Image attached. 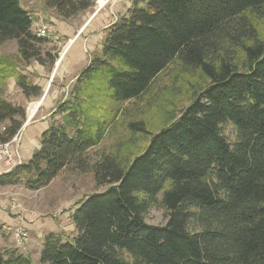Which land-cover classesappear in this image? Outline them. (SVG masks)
<instances>
[{
  "label": "trees",
  "instance_id": "1",
  "mask_svg": "<svg viewBox=\"0 0 264 264\" xmlns=\"http://www.w3.org/2000/svg\"><path fill=\"white\" fill-rule=\"evenodd\" d=\"M43 1L62 19L94 3ZM261 17L264 0H132L51 111L39 148L0 173V186L36 191L72 165L105 189L70 213L71 235L43 236L38 263L0 247V264H264V39L253 23ZM32 25L20 0H0V45L15 40L21 59L44 64L46 39ZM173 62L200 79L188 103L153 131L129 121L145 139L137 153H103L89 163L86 152L102 140L108 116L142 97ZM8 77L26 99L41 96L39 85L0 56V78ZM25 119L23 106L0 97V143ZM157 204L167 211L165 223H146Z\"/></svg>",
  "mask_w": 264,
  "mask_h": 264
},
{
  "label": "rangeland",
  "instance_id": "2",
  "mask_svg": "<svg viewBox=\"0 0 264 264\" xmlns=\"http://www.w3.org/2000/svg\"><path fill=\"white\" fill-rule=\"evenodd\" d=\"M96 1L93 0L94 3L91 8L79 12L71 18L62 19L43 0H20L22 7L32 17V29L36 32L38 28L46 26L48 30L44 36L46 42L39 46L40 59L45 62L44 64H40L35 59L27 61L21 59L15 40H8L0 45V56L9 58L16 66V70L25 74L30 82L34 83V81L43 78L44 86L41 96L31 99L25 98L14 82L13 77L6 79L0 78V97L25 108L26 119L17 133L19 141H21V135L25 138V135L30 129L28 128L27 131L22 133L24 125L36 119L40 113L39 110L46 105L44 104L46 101L45 97L52 88V85L63 83V90L60 91L56 99L52 100L49 111H52L59 102L67 97L68 90L73 84L75 75L86 66L94 54L99 52L101 44L100 36L93 37V44L90 50L87 48V51L82 43L85 38H88L90 32L86 31L83 34L81 30L78 31L83 26L87 14L90 12L93 14L97 5ZM109 6L110 8L113 7V5L107 3L99 12H109ZM253 23L264 39V17L254 18ZM77 34H79L78 38H82L83 42L80 39L75 41ZM67 44L69 46L64 50ZM51 57L55 58L52 63H50ZM39 73L42 75H39ZM198 82H200L198 77L184 71L178 63L173 62L169 64L154 78L150 87L142 97L121 104L108 116V126L105 129L102 140L98 145L88 149L86 152L89 163L98 160L103 153L118 155L120 157H127L137 153L138 149L142 148L145 144V139L140 135L132 133L128 129L127 123L129 121L142 120L151 131L158 129L162 126L170 110L176 109L177 111L188 103L192 94V86ZM38 101L40 102L39 107L34 115L29 117L28 112L30 111V106H33L34 102ZM49 115L47 116L48 124L50 122ZM3 125L4 123H0V128ZM222 131L229 141L234 140L235 131L232 125H222ZM17 187L25 188L22 183L17 185ZM103 189H105V186L96 185L91 172L81 171L69 165L61 170L48 186L40 190L28 192L29 194H34L33 197L26 198L24 195H17V198L16 195H11H14L20 203L22 201L24 205L30 208L31 206L28 204H31L32 209L38 211L39 214L36 213L34 220L43 219L45 222L48 221L50 225L56 222L61 216L68 217L67 214L78 207L79 202L86 196L101 192ZM9 198L10 195L8 200ZM21 205L24 209V205L22 203ZM8 209L7 211H9ZM166 219L167 211L159 204L150 207L145 216L146 223L152 225H163ZM49 225L47 228L51 232L53 229ZM55 232H59L57 228ZM66 235L69 236L71 233H66ZM37 260L38 257L36 260L34 257V262H37Z\"/></svg>",
  "mask_w": 264,
  "mask_h": 264
},
{
  "label": "crops",
  "instance_id": "3",
  "mask_svg": "<svg viewBox=\"0 0 264 264\" xmlns=\"http://www.w3.org/2000/svg\"><path fill=\"white\" fill-rule=\"evenodd\" d=\"M132 0H118L115 5H113L112 8L109 6V12H99L92 16V12L88 13L85 17V21L83 22V26L78 31L81 30V32H90V35L88 38L84 39V42L82 41V38H77L75 41L80 39L85 48V50H90L91 45L93 44V37L100 36V40H102L104 36V28L107 27L112 21L115 20V18L119 15H123L130 5ZM105 11V10H104ZM111 16V17H110ZM85 30V31H84ZM80 33V32H78ZM81 33V34H82ZM84 34V33H83ZM81 36V35H80ZM68 47V44L64 47V50H66ZM88 48V49H87ZM68 66V65H67ZM41 73H39L40 75ZM42 75V74H41ZM43 78L40 80L34 81V84L39 85L43 89ZM15 82V81H14ZM61 85V86H60ZM63 83L60 84H53L52 88L48 91L45 97L44 107H42L39 110V115L36 119H34L31 122H28L23 127V132L27 131L28 128H30L25 135V138L21 135V141L19 139L16 142L15 145V153L16 157L20 162H26L28 161L33 152L39 148V137L41 132L47 128L48 121L47 116L51 113V110L49 111V106L52 100L56 99L58 95L60 94V91L63 90L62 87ZM49 102V103H48ZM40 102H34L33 107L30 106V111L28 112V116L31 117L36 112L37 108L39 107ZM49 111V112H48ZM20 142V143H19ZM8 170L3 165H0V173H4ZM17 185L14 186H0V224H2L3 230L0 232V247L6 248V249H16L17 251L29 255L31 259L34 261L38 257L39 251L41 249V243L43 236L50 232L49 228H47L48 221L45 222L43 219H36L33 221H25V226L28 230V238L26 241H24L20 245H16L12 234H11V227L13 226L15 220H16V214L7 211L9 200L8 197L11 194L14 195H24L26 198H31L34 196V194H29L31 190H28L27 188L17 187ZM17 196V198H18ZM32 201V200H31ZM20 202V201H19ZM21 203L24 205V203L21 201ZM20 203V204H21ZM28 207L27 205H24V215L28 216L29 213H38L37 210L32 209V205ZM22 206V205H21ZM9 210V209H8ZM39 214V213H38ZM68 217L61 216L56 222L50 224V228L53 229L52 232H55L56 228L57 231H63L65 233H72L74 231L73 224L70 219V213L67 214Z\"/></svg>",
  "mask_w": 264,
  "mask_h": 264
},
{
  "label": "built area",
  "instance_id": "4",
  "mask_svg": "<svg viewBox=\"0 0 264 264\" xmlns=\"http://www.w3.org/2000/svg\"><path fill=\"white\" fill-rule=\"evenodd\" d=\"M117 1L118 0H97V5L92 16H94L102 8H104L107 3L114 5V3H116ZM47 30L48 29L46 26H42L36 30V34L43 37L46 35ZM17 139V135H15L10 141L0 143V165L5 166L6 168H8V170L16 164L20 163L15 153V145ZM8 208L10 212L16 214V220L11 227V234L15 244L20 245L28 238V230L25 226V221H33L36 217V214L31 212L28 214V216H25L23 214L25 212L24 209L14 195H10Z\"/></svg>",
  "mask_w": 264,
  "mask_h": 264
}]
</instances>
